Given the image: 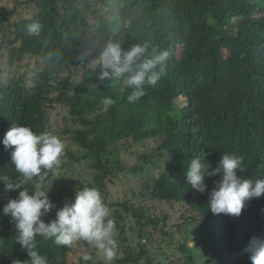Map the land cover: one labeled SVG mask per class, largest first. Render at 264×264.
Returning a JSON list of instances; mask_svg holds the SVG:
<instances>
[{
    "label": "trees",
    "instance_id": "16d2710c",
    "mask_svg": "<svg viewBox=\"0 0 264 264\" xmlns=\"http://www.w3.org/2000/svg\"><path fill=\"white\" fill-rule=\"evenodd\" d=\"M34 22L39 35L28 32ZM116 40L124 49L147 44L148 55L170 52L166 74L135 102L121 81H100L94 71L106 44ZM106 97L111 106L103 104ZM13 124L54 134L65 144L61 164L40 181L55 204L46 222L75 200L78 189L101 192L118 241L112 264H251L245 249L251 237H264V196L249 201L239 217L214 215L208 192L222 173L208 179V192L201 193L187 184L185 171L197 155L206 153L215 167L227 152L242 157L238 175L264 178V0L0 5V177L8 179L18 178L11 149L2 143ZM156 161L163 163L160 175L138 179L141 200H134L136 192L132 198L113 193L125 191L124 174L139 176ZM18 192L0 180V264L29 259L3 214ZM190 224L198 225L200 239L182 232ZM155 230L163 250L154 254L148 244L156 241ZM35 248L48 264H85L86 252L92 256L87 264H105L87 244L67 248L37 236Z\"/></svg>",
    "mask_w": 264,
    "mask_h": 264
},
{
    "label": "clouds",
    "instance_id": "9594fccd",
    "mask_svg": "<svg viewBox=\"0 0 264 264\" xmlns=\"http://www.w3.org/2000/svg\"><path fill=\"white\" fill-rule=\"evenodd\" d=\"M40 31L39 23L28 26L30 35H39ZM169 58L168 50L153 49L148 55L147 44L136 43L124 49L118 40L109 41L100 53L94 71H98L100 81H121L132 90L128 101L135 102L145 94L146 86L155 85L166 74ZM112 103L111 98L103 100L105 107ZM2 143L6 149H11V165L18 178L0 177V180L9 190H19L17 197L4 204L3 214L10 216L17 232L16 242L28 253L27 264H48L47 258L35 248L37 236L54 239L57 246L67 248L75 242H86L102 252L105 264H112L118 249L115 224L110 218L111 209L97 188L78 189L75 200L59 208L53 220L46 222L43 218L55 204L48 191L41 190L40 181L54 173L61 164L65 153L61 138L50 133L37 134L29 126L13 124ZM206 157L207 154L203 153L192 158L187 163L185 175L188 185L206 193L207 180L222 173V178L213 181L214 187L208 192V208L212 214L239 217L249 201L264 196V178L238 175L244 171L242 157L224 152L215 167ZM28 184L35 190H27L25 185ZM245 251L251 264H264V237H251ZM81 259L87 264L92 256L86 252Z\"/></svg>",
    "mask_w": 264,
    "mask_h": 264
},
{
    "label": "rangeland",
    "instance_id": "374dc122",
    "mask_svg": "<svg viewBox=\"0 0 264 264\" xmlns=\"http://www.w3.org/2000/svg\"><path fill=\"white\" fill-rule=\"evenodd\" d=\"M0 5H6L10 8L13 7L14 5V0H0ZM116 5H112L111 8L113 9H116L115 8ZM23 9L24 7L21 6ZM99 7H103V9L105 11H109L111 8L107 7V6H104V5H99ZM26 12H29L31 10H24ZM56 118H58L57 116H55ZM163 163L161 161H156L155 163V166H153L152 168L150 167L149 170H147L145 173L143 174H140L139 176H134L132 174H124L125 177H123V181L126 183V185L124 187H122L121 189H124L125 191L124 192H121L120 190H114L113 193L115 195H122L123 193H127L128 197L132 198V195L134 192L137 193V196L138 198H134V200L136 201H139L141 200V196H140V190H141V187H140V184L138 182V179L141 178L142 182H149V181H152V179L154 178V174L156 175H160L159 172V167H162ZM123 176V175H122ZM198 226V225H197ZM197 226L194 225V224H190V225H184L183 226V233L184 232H187L189 231V235L193 238H198L200 239L201 238V235H200V232L198 231L197 229ZM154 232H158V231H154ZM155 234V237H156V241L151 243V244H148L149 248L151 249V251H153V253H159V252H162L163 250V245L161 244L162 242V235H160V233H154ZM129 235L131 236V238L134 240L136 238V232H129ZM87 243L86 242H83V241H79V242H75V245L77 246H84L86 245ZM88 245V244H87ZM191 245L193 246L194 243H191ZM84 248V247H82ZM82 248H80L79 250H81ZM86 248V247H85ZM84 250V249H83ZM82 251H79L78 254H81ZM102 253V252H101ZM74 254L76 255V252L73 253L70 258H73L74 257ZM99 255V254H98Z\"/></svg>",
    "mask_w": 264,
    "mask_h": 264
},
{
    "label": "water",
    "instance_id": "95a60500",
    "mask_svg": "<svg viewBox=\"0 0 264 264\" xmlns=\"http://www.w3.org/2000/svg\"><path fill=\"white\" fill-rule=\"evenodd\" d=\"M113 181V180H112Z\"/></svg>",
    "mask_w": 264,
    "mask_h": 264
}]
</instances>
